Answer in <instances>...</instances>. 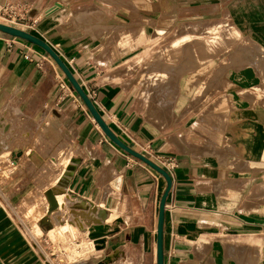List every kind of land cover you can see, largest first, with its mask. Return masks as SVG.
Instances as JSON below:
<instances>
[{
	"label": "crops",
	"instance_id": "crops-1",
	"mask_svg": "<svg viewBox=\"0 0 264 264\" xmlns=\"http://www.w3.org/2000/svg\"><path fill=\"white\" fill-rule=\"evenodd\" d=\"M8 1L21 6L18 25L56 51L120 140L174 163L163 264H264V0L0 4ZM179 17L224 21L234 32L231 51L182 60L178 74L166 64L164 100L152 102L163 88L153 84L149 103L126 66L151 50L142 39L158 23L168 32ZM22 41L7 48L0 40V264H93L108 252L156 264L164 178L115 146L76 92L61 90L60 80L70 85L55 62ZM92 208L107 227L97 237Z\"/></svg>",
	"mask_w": 264,
	"mask_h": 264
},
{
	"label": "rangeland",
	"instance_id": "rangeland-1",
	"mask_svg": "<svg viewBox=\"0 0 264 264\" xmlns=\"http://www.w3.org/2000/svg\"><path fill=\"white\" fill-rule=\"evenodd\" d=\"M17 9L18 12L22 11L19 5ZM181 17L176 20L173 24V28L168 32H166V28L169 27V24L166 21L162 20L158 23L153 36L151 38H148V36L143 37L142 39L143 42L154 43L151 50H146L140 54V57H138L139 64L136 66H126L127 70L134 73L135 80L133 83L139 90V94L148 98L149 103L151 94L145 90L148 85L163 84V88L153 93L152 98L154 101L152 102L158 103V100H164V92L166 91L167 85L164 82L166 64H173V74H178L181 70L180 62L182 60L189 62L196 60L207 61L208 59L211 60L214 57H219V55L229 54L231 51L230 47L232 44L231 42L229 43V37H232L234 32L232 28H228L227 23L224 21L221 23H214L213 20L208 19L182 20L184 18ZM19 20L20 19H17L12 23L7 19L0 18L1 23L13 25L22 29V27L18 25L20 24ZM214 46L217 47L216 50H214ZM189 69L196 68L189 67ZM69 89L73 90L71 86ZM171 89L174 91L173 93H175L177 91V85L174 83ZM175 106L179 107L180 104L175 105L174 102L173 108H175ZM171 116L172 115L169 117L171 118ZM221 118H223V116ZM0 165L2 167L0 169V174H4L6 170L5 164L1 163ZM11 213L12 216L15 215L14 211ZM30 214H28L29 217H31ZM111 219L112 217H109V221ZM113 254L112 252H108V256H111L110 258H101L98 261H94L93 264H111L114 262L129 264L128 260L117 258ZM61 262H63V260Z\"/></svg>",
	"mask_w": 264,
	"mask_h": 264
},
{
	"label": "water",
	"instance_id": "water-1",
	"mask_svg": "<svg viewBox=\"0 0 264 264\" xmlns=\"http://www.w3.org/2000/svg\"><path fill=\"white\" fill-rule=\"evenodd\" d=\"M59 2H55V4L46 10V13L54 10L59 6ZM0 33H3L8 36L17 37L26 42H29L38 48L42 49L58 66L61 70L65 78L67 79L70 86L79 96L88 112L92 116L93 120L96 122L102 133L118 148L126 152L127 154L137 158L142 163L146 164L157 173H159L165 180V188L160 196L159 205H158V215H157V226H156V264H163V220H164V206L167 194L171 187V177L167 170L163 167L155 163L150 158L146 157L144 154L130 148L126 145L122 140L118 138V136L110 129L107 123L100 116L99 112L93 105L91 99L86 94V92L81 87L78 80L71 73L65 62L60 58V56L56 53V51L44 40L39 38L38 36L32 34L31 32L18 28L13 25L4 24L0 22ZM70 168H67L68 171ZM51 210L49 211V213ZM105 231H102L101 226H97L95 224L92 228V232L90 234L91 237H97L103 234ZM100 242V241H99Z\"/></svg>",
	"mask_w": 264,
	"mask_h": 264
},
{
	"label": "built area",
	"instance_id": "built-area-1",
	"mask_svg": "<svg viewBox=\"0 0 264 264\" xmlns=\"http://www.w3.org/2000/svg\"><path fill=\"white\" fill-rule=\"evenodd\" d=\"M18 5H16L14 2L8 1L3 2L0 4V18L7 19L9 22H12L20 18V12H18L17 9ZM3 40L4 45L7 48H10L14 44H21L23 47V41L22 39H19L17 37H12L8 35H3V33H0V40ZM60 88L61 90L67 89L69 90V86L65 80H60ZM158 164L164 167L166 170L171 169L174 167V163L172 160L167 158H157Z\"/></svg>",
	"mask_w": 264,
	"mask_h": 264
},
{
	"label": "bare ground",
	"instance_id": "bare-ground-1",
	"mask_svg": "<svg viewBox=\"0 0 264 264\" xmlns=\"http://www.w3.org/2000/svg\"><path fill=\"white\" fill-rule=\"evenodd\" d=\"M107 1H111V0H107ZM90 17H91V15H90ZM166 47V46H165ZM60 184V183H59ZM46 199H47V202H48V206H49V209H52L53 207H55L56 206V200H55V197L53 196V194H52V192H50V191H48V194H46ZM84 209V207H76V212L79 214V215H81L82 214V210ZM92 211H93V213H95V215H94V217H92V219H94V223H97V226H101V228H102V231L103 230H106V228L102 225V224H100L101 223V221L103 220V217H104V213L102 212V211H99V210H97L96 208H92ZM91 211V212H92ZM43 220H42V222H44V223H47V222H49V219H47V215L46 216H44L43 218H42ZM105 220V219H104ZM104 222V221H103ZM95 225V224H94ZM93 228V227H92ZM111 264H120L119 262H114V263H111Z\"/></svg>",
	"mask_w": 264,
	"mask_h": 264
}]
</instances>
